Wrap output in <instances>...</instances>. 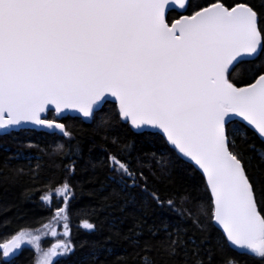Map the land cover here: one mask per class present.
<instances>
[{
	"label": "snow or ice",
	"instance_id": "1",
	"mask_svg": "<svg viewBox=\"0 0 264 264\" xmlns=\"http://www.w3.org/2000/svg\"><path fill=\"white\" fill-rule=\"evenodd\" d=\"M69 119L94 125L90 144ZM28 132L57 139L21 145ZM0 140V189L28 177L25 198L51 212L0 242V264L24 246L32 264L78 249L79 264H264V3L0 0ZM179 168L197 182L177 187ZM95 183L112 189L107 207L168 216L77 243L73 204ZM95 211L78 210L90 235ZM113 237L131 252L117 255Z\"/></svg>",
	"mask_w": 264,
	"mask_h": 264
},
{
	"label": "trees",
	"instance_id": "2",
	"mask_svg": "<svg viewBox=\"0 0 264 264\" xmlns=\"http://www.w3.org/2000/svg\"><path fill=\"white\" fill-rule=\"evenodd\" d=\"M199 3H207L208 0H197ZM232 2V0H228ZM246 2L255 5L257 8L260 7L264 0H246ZM179 14L176 12L169 13V19L176 18ZM111 105H105L104 110L108 111ZM51 118V114H49ZM70 129L80 133L77 137L81 139L85 145L92 142L93 138V127L94 125L85 124L79 119H69L64 121ZM7 139V138H3ZM57 139L56 137H45L39 132H28L21 133L19 143L21 145L31 142L33 145H38L43 148L45 144H51V141ZM2 142V140H0ZM13 150L16 148V144H12ZM146 148L152 147L151 145H145ZM49 152L52 151L50 148ZM99 152V149H97ZM33 155H41L39 151H32ZM49 157L45 156V160ZM2 159V156H0ZM25 163L23 161L19 162ZM34 166V164H33ZM197 173H192L191 169L185 170L179 168L176 171L177 187L184 185L194 184L197 182ZM105 179L104 173L98 174V180L103 182ZM31 182L28 177L17 186L11 187L7 193L0 189V242L5 239H10L11 235L24 227L32 226L39 227V224H31L32 221L41 220L51 215L50 210L46 209L39 199V194H36L33 199L25 198V193L31 187ZM99 187V183L86 184L82 192H77V200L73 204V215L71 218V235L72 239L79 243L83 240H98L104 242L107 237L112 235L114 232H120L121 235L129 233V230H135L137 225H143L144 227L158 224L160 219L166 218L168 214L160 210L154 209L150 212H145L138 206L127 205L124 206L123 211L120 210L122 205V198L120 200L109 201L113 204V207H107L103 204V196L108 195L112 189L109 188L103 193H96L94 189ZM161 191L164 194V186L157 183ZM84 209H96L91 214V220L97 225V231L95 234H88L82 229L81 217L78 210ZM44 223H47V219H43ZM55 226V225H54ZM58 232H62V227L56 226ZM52 242L51 238L44 241L45 246ZM108 247L114 248L117 255L126 254L131 252L128 247L127 241L117 239L113 237L111 241H107ZM87 252V249H78L75 255L60 260V264H79L81 258ZM33 253L29 249H24L17 259V264H32ZM240 260H247L248 257L240 256ZM114 257H107V264H113Z\"/></svg>",
	"mask_w": 264,
	"mask_h": 264
},
{
	"label": "water",
	"instance_id": "3",
	"mask_svg": "<svg viewBox=\"0 0 264 264\" xmlns=\"http://www.w3.org/2000/svg\"><path fill=\"white\" fill-rule=\"evenodd\" d=\"M173 12H176L177 14H179L177 11H173ZM171 13V12H170ZM169 15V14H168ZM79 120H81V119H79ZM82 121V120H81ZM83 122V121H82ZM83 123H85V124H88V123H86V122H83ZM24 248H26V249H29V246H24Z\"/></svg>",
	"mask_w": 264,
	"mask_h": 264
}]
</instances>
